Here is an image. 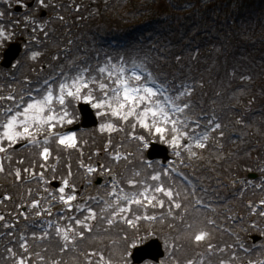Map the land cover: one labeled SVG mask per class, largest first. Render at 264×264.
<instances>
[{
	"label": "trees",
	"instance_id": "1",
	"mask_svg": "<svg viewBox=\"0 0 264 264\" xmlns=\"http://www.w3.org/2000/svg\"><path fill=\"white\" fill-rule=\"evenodd\" d=\"M50 2L56 7L50 8L53 18L45 29L49 35L45 38L40 33V42L32 48L46 52L39 63L49 68L45 71L27 56L20 76L28 85V78L37 77L34 74L58 71L61 74L69 71L75 76L77 71L88 69L91 72L89 76L100 79L104 75L99 74L98 69L109 61H102L103 57H112L114 61L123 58L128 63L135 60L160 80L169 97L182 105L189 104L185 114L194 121L189 129L200 125V130L211 132L209 144L198 150L197 158H191L185 151L177 158L176 165L205 188L202 196L217 194L216 211L196 206L188 182L171 170L164 176L166 167L159 165L158 161H147L144 142L131 139L129 135L133 131L134 120L124 123L113 117L107 118L113 120L118 128H123V131L114 133H101L98 128L80 131L78 139L83 155L77 150L57 148L54 141L50 143L53 150L51 161L54 163L55 157L59 156L56 171L51 170L52 176L62 181L67 177L70 165L73 173L71 183H83L80 161L88 163L98 159L105 169L116 173L121 185L129 190L133 189L127 183L129 179L136 180L138 185L139 181H144L155 186L158 182H153L150 177L159 171L160 182L166 188H172L174 193H180L174 199L182 207L172 208V216H168L169 201L159 194V198L165 200V207L154 208L153 213L165 219L163 223L159 219L151 224L141 222L140 226L146 224L147 233L134 231L123 221L111 227L107 223L97 224L101 245L107 241L101 249L105 253L111 252L116 259L135 239L149 234L159 237L165 245L168 255L163 264H187L189 260L193 264H213V260L215 264H224L219 253L223 247L230 249V255L233 250L241 254L251 264L261 260L262 242L253 244L250 232L260 216L254 208L264 197V0ZM76 5L80 6L79 11L75 10ZM57 16H63L64 20L57 19ZM22 81L18 80L16 85H21ZM188 90H191V96L186 94L177 99L181 92ZM72 104L75 108V102ZM209 120L220 123L221 128L212 132L214 124L209 125ZM102 122L106 120L102 119ZM134 131L135 135L144 136L146 143L151 141L150 135L140 126ZM109 140L111 144L105 150ZM12 152V163L7 157L3 158L5 171L0 173V200L6 195L11 197L0 203L1 213L11 217L9 222L0 221V264H11L15 259L7 251L9 248L19 255L20 236L25 230L38 232L34 229L35 216L30 214L23 220L21 213L23 206L29 207L44 193L41 180L23 171L25 168L31 171L33 167L36 173L41 170L43 161L39 158V149L29 146L12 149ZM116 153L121 157L127 156V159L115 162L113 156ZM20 160L24 163H18ZM148 163L152 168L147 167ZM53 166L51 164L50 169ZM17 168L22 172L19 181L15 177ZM134 172H139L140 176H134ZM250 172H259V178L248 180L247 185L240 183L239 180ZM249 200L251 205H248ZM100 208L101 205L94 206L97 212ZM134 211L138 212L135 208ZM210 220L214 223H209ZM5 223L11 227H4ZM200 229L210 231L205 244L194 241ZM53 234L42 242H49L52 247L48 246L44 251V247L36 246L34 256L39 253L44 257L43 261L57 257L55 254L60 242ZM238 241L248 252L237 245ZM210 244L217 248L214 249L217 252L213 260L207 257L209 251H213L207 248ZM202 256L207 258L201 261ZM37 261L40 263L39 259ZM233 262L237 264V261Z\"/></svg>",
	"mask_w": 264,
	"mask_h": 264
},
{
	"label": "snow or ice",
	"instance_id": "2",
	"mask_svg": "<svg viewBox=\"0 0 264 264\" xmlns=\"http://www.w3.org/2000/svg\"><path fill=\"white\" fill-rule=\"evenodd\" d=\"M19 6L28 8L31 7L34 13H39L41 10L47 11L50 8H55L56 6L51 4L50 0H33L31 5L27 3L21 4V0H17ZM8 7L11 8V4H8ZM80 6L76 5V11H79ZM5 16V12L0 11V18ZM57 19L63 21V16H57ZM24 20L27 23H31L34 26L32 27V39L39 43L36 33L39 31L43 33L44 37L47 38L49 33L45 30L47 28L48 21L43 23H37L38 17L28 16L24 17ZM14 24H19L20 21H14ZM14 34L7 32V29L4 24H0V44L4 41H7L12 38ZM42 56L40 51H31L28 59L31 61L38 60ZM19 61L12 67H17ZM115 69V70H113ZM88 72V69L77 73L75 76L69 77L58 83L57 88L54 90L52 85L46 80L44 83L47 85L45 91L40 95V98H32L31 93H29V99L25 101L23 95L19 96V103L16 104L15 109L8 107L0 109V115H3L4 119L0 120V153H7L8 149L17 144L18 141H26L28 145L39 149V158L44 163L40 164L41 169L40 173H36L33 169L25 168L24 172L30 173L32 176H39V179L44 183H49L45 180V171H47V161L50 157L53 156L52 149L50 148V143L55 142L57 148H63L64 150H77L81 152L82 150L79 147L77 134L72 131H59L58 129H63L65 125H72L74 123V113L69 111V106L73 102H84L90 104L93 109L96 110V115L101 119H105L106 122L99 125V131L101 133L108 132L114 133L117 131H123V128H118L114 123L111 122L110 117L116 118L124 123H128L130 118L134 119L136 123L132 124L133 131L129 134L131 139L144 142V147L147 148L148 144L145 142L144 136L135 135V128L137 124L149 134L156 133L160 136L161 139L165 138L166 133H171L170 144L174 149H177L176 156L179 157L181 152L179 149L183 147L190 155L195 156L196 153L192 151V145L188 143L181 144V139L184 137L193 138L195 147L198 149H204L206 144L204 142L209 140V135L205 132L202 136L192 137L191 134L186 130V127L182 129V121L172 118V112L183 113L185 109L189 107L188 103H184L183 107L176 105L175 103L169 101L171 104V111L168 107L162 104L156 97L158 92L156 89L149 87L145 84H142V76L137 72L136 68L133 67L130 73L126 72L124 67L116 68L115 65L110 69L107 65L99 67V74H106L107 81H111L112 86L110 87L109 83L105 80L98 79L97 77L85 76V73ZM151 76V73H149ZM135 82V83H134ZM97 92L100 95H97ZM191 96V90H188L186 93L181 92L177 99H180L184 95ZM11 101L16 102L17 97L14 94H9L7 96L0 95V101ZM57 105L59 106L57 108ZM209 125L214 126L211 128L212 132H216L221 128L220 123H214L213 120L208 121ZM170 126V127H169ZM220 135L223 136V132H220ZM41 137L42 140H41ZM7 145V147L5 146ZM111 144V140L105 145V150ZM99 153H96L98 155ZM127 159V156L121 157L119 153H116L113 156L115 162H119L121 159ZM11 160V157H7ZM56 161H59V156L55 157ZM182 162V161H181ZM18 163L23 164L24 161L20 160ZM35 165V162H33ZM80 168H84L87 173L96 172V168L91 165H85L81 160L79 164ZM148 168H152V164L148 163ZM53 172L56 171L55 165L51 169ZM175 171V169L169 168L163 169V175L167 176L169 171ZM5 171V167L2 161H0V173ZM111 173V169H106ZM73 173L71 171V166L68 165L67 177L63 179L62 186H60L57 191L59 195H54L49 193L51 201L59 202L66 206L67 209H73V202L77 200V195L75 193V185L71 183V177ZM134 176H140L139 172H134ZM15 177L19 181L21 177V170L17 168L15 170ZM150 179L153 182H158L155 186L148 185L144 181H139L140 184H143V190L132 193H125L123 189L118 193L116 191L117 181L113 178V187L112 192L109 195H114L116 197L114 202L105 201L106 207L100 209V213H105L108 209H112L110 215L106 219L108 226H113L118 221H123L129 228L132 230H138L141 222L155 223L158 219L161 223L164 222V217H157L155 215H148L147 210L149 208H161L165 207V200L158 198L156 194H162L163 197H166L169 201V211L168 216H172V208L180 209L182 207L181 203L176 202L174 196H179L180 193H174L172 188H166L164 183L161 181V172L156 171L155 174L151 175ZM129 185L136 186L137 181L129 179L127 181ZM66 189L70 190L71 194H66ZM47 192V189H45ZM29 195H31V190H29ZM11 197L4 196L3 200H9ZM44 199H47L45 197ZM94 199V198H93ZM0 200V203L3 202ZM124 203H121V202ZM264 206V200L260 202ZM133 206L136 208L144 209L143 214H137ZM30 207L32 209H39L36 212L37 216L47 213L52 215L51 212V202L49 207L41 208L40 200H33ZM76 211H87V215L83 219L69 217L70 220L74 221L75 225L80 226V229L77 230L69 224L67 227H56V234L61 236L65 244L61 247V251H66L69 247V243H74L77 238L83 240L85 237V232L91 233L93 230V225L91 221H96L98 219V213L91 207L85 209L84 205H76ZM255 211V210H254ZM24 215V213H21ZM260 216H264V211L259 212ZM103 219L101 215L99 217ZM27 219V216H25ZM5 217L0 215V221H4ZM209 223H212L210 220ZM51 226V224H50ZM171 227V225H169ZM4 227H11L8 224H5ZM71 234V239H70ZM48 233L45 232L40 239L47 238ZM207 237V233L200 231L194 236V241L200 243L204 241ZM36 238V237H34ZM23 242L20 244V248L25 253L24 256H19L14 260V264H28L30 257L27 255L29 252V246L26 239L21 237ZM127 240V237L124 238ZM167 243V242H166ZM135 245L133 244V247ZM209 248H212V245H209ZM7 251L11 254L12 257H17V253L13 249L9 248ZM39 260L43 261L44 257L40 256L39 253L35 254ZM92 257H96L95 260ZM86 264H114L113 260L108 257L106 258L103 252H89L85 255ZM122 261L126 264V254L122 256ZM53 264H59V262H53ZM187 264H193V261H187ZM264 264V262H261Z\"/></svg>",
	"mask_w": 264,
	"mask_h": 264
},
{
	"label": "rangeland",
	"instance_id": "3",
	"mask_svg": "<svg viewBox=\"0 0 264 264\" xmlns=\"http://www.w3.org/2000/svg\"><path fill=\"white\" fill-rule=\"evenodd\" d=\"M5 2V0H0V3H1V5H0V10L1 9H6V7L4 8V6H3V3ZM8 13L9 12H5V16L3 17V18H0V24H4V25H10V24H13V22L11 21V18L10 17H7V15H8ZM18 16V14H14V17L16 18ZM8 21V22H7ZM2 22V23H1ZM21 24H18L17 26H20ZM12 26H14V25H12ZM17 26H14V27H17ZM7 32H11L12 33V29H11V26H10V31H9V29H7ZM11 39H13V36H12V38ZM11 39H9V40H11ZM9 40H7V41H4L2 44H0V51L2 50V48H5V45L9 42ZM43 55V54H42ZM97 57V56H96ZM98 58V57H97ZM107 59H109V61H107V62H104L103 64H102V66L101 67H103V66H105V65H107L110 69H112V66L113 65H115L116 66V68H119V67H124L125 69H126V72H128V73H130V71H131V69L133 68V67H135L136 68V70H137V72L142 76V81H141V83L142 84H145V85H147V86H149V87H152V88H154V89H156L157 90V92H158V96L156 97V99H158L162 104H164V105H166L167 107H168V109H169V111H171V104H169V101H171V102H173V103H175L176 105H179L180 107H183V105L182 104H180L179 102H176V101H174L173 99H169L168 98V96L167 95H165L164 94V92L163 91H165V88H157V83H158V78L157 77H155V76H149V73L147 72V69L144 67V66H142L140 63H138L137 61H135V60H133L132 62H130V63H127V62H125V61H122L120 58L118 59V61H114L113 59H112V57H103L101 60L102 61H106ZM84 62H85V59L83 60ZM113 70H115V69H113ZM80 71H78V73H79ZM89 74H91V72H87V74L85 75L86 77H88L89 76ZM104 76L103 77H101L100 79H102V80H105L106 82H108L109 83V85H110V87L112 86V84H111V81H107V77H106V74H103ZM91 77H94V76H91ZM67 78H69V76L68 75H66L64 78H62V80L61 81H63V80H65V79H67ZM47 81H48V83L49 84H51L52 85V87H53V89L55 90L56 88H57V86H58V84L57 85H54L53 83H57V81H53L52 80V78L51 77H48L47 79H46ZM45 80V81H46ZM60 81V82H61ZM135 83V82H134ZM0 95H1V93H0ZM97 95H100V93L99 92H97ZM40 98V97H39ZM36 99H38V98H36ZM76 103V102H75ZM78 103V102H77ZM72 106H74L73 104H71L70 106H69V111H71V112H73L74 113V121L77 119V111L76 110H74V108L72 107ZM59 106L57 105V108H58ZM172 118L173 119H177V120H179V121H182L183 122V124L181 125V127H182V129H184L185 127H186V130L191 134V136L192 137H197V136H202L205 132H207L208 133V135H209V137H210V135H211V132H210V130H200V125L199 126H196V127H191V129H189V127H190V125L191 124H193L192 123V121L191 120H189L188 118H187V116H186V114H185V111L183 112V113H175V112H172ZM130 120H134V119H132V118H130ZM112 123H114L116 126H117V124L112 120L111 121ZM134 123H136V121L134 120L133 121ZM139 125L137 124V126L136 127H138ZM170 127V126H169ZM199 127V128H198ZM61 130V129H60ZM144 130V129H143ZM2 131V130H1ZM145 132H147L146 130H144ZM147 134L148 135H150V140L151 141H154V142H159V143H162V144H166V145H168L169 146V150H168V158H169V156L171 155V153H176V151H177V149H174L172 146H171V144L169 143L170 142V140H171V133H166V135H165V138L164 139H161L160 138V136L158 135V134H156V133H154V131H153V133H151V134H149L148 132H147ZM23 140H21V141H18L17 142V144H19V143H21ZM209 141V140H208ZM208 141H206V142H204L206 145L207 144H209L208 143ZM184 143H188V144H191L192 145V151L193 152H195L196 153V155L195 156H192V155H190L189 154V156L191 157V158H193V159H195V158H197L198 157V148H196L195 147V143H194V139L193 138H187V137H184V138H182L181 139V144L183 145ZM5 146L7 147V145L5 144ZM149 146V145H148ZM12 148V147H11ZM11 148H9L8 149V151H10L11 150ZM179 151L181 152V155L180 156H182V154L186 151L183 147H181L180 149H179ZM8 153L9 152H7V153H0V161H2V162H4V160H3V157L4 156H7L8 155ZM161 153V151H159L157 154H160ZM179 156V157H180ZM179 157H177L176 156V154H174V159L171 161V162H169L168 163V165H166L165 167L166 168H169V166H171V169H175V172L176 173H178L180 176H182V177H184V179L186 180V181H188L189 183H190V185H194L195 184V180L192 178V177H187L186 176V174H184V172H182L181 170H180V168H179V166L178 165H176L177 164V158H179ZM10 163H12V162H10ZM4 164V163H3ZM159 165H161L160 164V162H159ZM174 172V171H173ZM112 173V172H111ZM110 173V174H111ZM255 173H257V174H259V172H255ZM21 174H22V172H21ZM105 173H99V175H101V177L104 175ZM111 175H115V174H111ZM95 176H96V174L93 176V178H95ZM113 178H115V180L117 181V184H116V188L118 187V186H120L121 184H120V181H119V178L118 177H113ZM112 178V179H113ZM244 178V179H243ZM242 179H243V181H244V183H245V185H247L248 184V179L247 178H249L248 177V175L246 176V177H243ZM259 178V177H258ZM46 179H48V178H46ZM45 179V180H46ZM242 179H241V182H242ZM251 179H255V178H251ZM48 181V180H47ZM91 182H93V179L91 180ZM149 182H147L146 184H148ZM120 184V185H119ZM111 185L113 186V180L111 181ZM150 185V184H149ZM133 186V185H132ZM143 186L144 185H141V184H137L136 186H133V189L132 190H128V189H123L122 187V189L124 190V192L125 193H132V192H138V191H142L143 190ZM245 191V189H243V192ZM54 195H59V193H58V191H55L54 190ZM118 193L120 192V190L119 191H117ZM58 193V194H57ZM157 196H158V198L160 197L159 196V194H156ZM262 200H264V197H263V199ZM261 200V201H262ZM108 201V200H107ZM248 201V200H247ZM50 202H51V212H52V201L51 200H49V202L47 203V206L49 207V204H50ZM108 202H112L111 200L110 201H108ZM260 202V201H259ZM121 203H124L123 201L121 202ZM248 205H251L250 204V200H249V202H248ZM47 208V207H46ZM136 209L138 212H136L137 214H140L139 213V210H142V213L141 214H143V212H144V209H142V208H136V206H133V209ZM153 209L154 208H149L148 210H147V214L148 215H154V213H153ZM255 211H257V212H260V211H264V206H262L261 204H259V205H257L255 208ZM26 210H27V208H26ZM109 210V209H108ZM32 212H33V210H31ZM150 211H152V212H150ZM34 213V212H33ZM45 213H43L42 215H44ZM0 215H3L2 213H1V210H0ZM48 215V214H47ZM103 216L104 218L103 219H100L99 217L100 216ZM108 215H110L109 214V211H107L106 213H103V214H101L100 212H99V214H98V219L96 220L97 222L98 221H100V220H106L107 219V217H108ZM4 216V215H3ZM5 217V216H4ZM232 217H234V216H232ZM11 219V217H9V216H6L5 217V220H4V222H9V220ZM45 220V219H44ZM18 221H19V219H18ZM95 221H91L90 223L91 224H93ZM54 223H55V220H54ZM5 224H7V223H5ZM59 224V226L60 227H62L61 225H60V223L58 222L57 224L55 223V225H58ZM9 225V224H8ZM69 224H64V226L65 227H67ZM41 227H42V224L40 225ZM74 228H76L77 230H78V227H76V226H74V225H72ZM255 228L250 232V234L251 235H253V234H262V259L261 260H259V261H257L256 263H254V264H261V262H264V216H259V219H257V220H255ZM57 227V226H56ZM45 229H46V227H45ZM138 230H140L141 231V234H144L145 232L147 233V231H146V224L145 223H142V226H139V229ZM200 231H204V232H206L207 233V237H206V239H208V237H209V235H210V231L208 230H203V229H200L199 230V232ZM45 232H47L48 234H50V235H48L47 236V238H45V239H42V242H45L47 239H49L50 237H51V235L53 236L54 234H53V232H50V231H46L45 230ZM100 232V229H98V228H95L94 226H93V230H92V232L91 233H88V232H85V237L86 238H84L83 240H81V239H79V238H77V240L79 239L80 240V243L77 245V246H74V244H75V242L74 243H69V249L70 248H72L70 251H67V252H65V251H61L60 249H61V247H62V244L64 245L65 244V241H63V239L61 238V236H59V235H56L59 239H57L56 238V240L57 241H59L60 242V244H59V246H58V248L56 249V256L58 257V259L57 260H53V259H48V258H46L45 259V261H41L40 260V263L39 262H37L38 264H50L51 262V264H53V262L55 261V262H59V264H86V261H85V255L87 254V253H89V252H92V251H95V252H103L104 254H105V256H106V258H108V257H110L112 260H113V262H114V264H125V262L124 261H122V256L124 255V254H126V264H130V260H129V256H130V251H131V249H132V247H133V244L134 245H137V244H139L140 242H141V240L142 239H148V238H150L151 236L149 235V234H146V235H144V236H142V237H138L137 239H135L134 240V243L133 244H131V246H128L127 248H125V252H124V254H121V253H119V255H118V257L115 259L114 257H113V255H112V253L111 252H106L105 253V251H103L101 248H103V246L105 245V244H107V241L105 240L104 241V243H103V245H101V241H100V239L101 238H98V236H97V234ZM151 235H152V233H151ZM70 239H71V234H70ZM206 239L204 240V241H202L201 243H198V244H205V242H206ZM88 240H91V242L89 243L88 242ZM20 241V240H19ZM62 241V242H61ZM21 242V241H20ZM28 242V246H29V252L27 253V255L30 257V259H29V261H28V264H36V262H34V260H36L37 261V257L36 256H34V253H33V251H34V249H35V247H36V245L34 244L33 245V247H30V241L28 240L27 241ZM43 244H45V243H43ZM43 244H41L40 245V247H43ZM239 244H241V245H239ZM210 245H212V248L210 249L209 248V245H208V249H210V250H213V251H209V254H208V256L207 257H209V258H211V260H213V255L217 252V250H214V249H217V248H215V244H210ZM231 245V244H230ZM237 245L238 246H240L242 249H244V250H246V248H245V246L241 243V242H237ZM257 245V244H256ZM48 246H51L52 247V244H50L49 242H46V244H45V247L43 248L44 249V251L47 249V247ZM78 247H79V249H78ZM84 247V248H83ZM21 250V251H20ZM18 251H20V253H19V255H17V257H15V259L16 258H18L19 256H24L25 255V253L23 252V250L20 248V245H19V248H18ZM247 251V250H246ZM233 252V254L232 255H230V249L228 250L226 247H223V248H221V249H219V253L221 254V258L223 259V262H225L224 264H234V262H233V260H235V261H237V264H251L249 261H246V259L241 255V254H238L237 252H234V250L232 251ZM248 252V251H247ZM207 257H205V256H202L201 257V261H204ZM14 259V260H15ZM92 259L93 260H95L96 259V257H92ZM240 259H241V261H240ZM247 259H249V258H247ZM14 260H11V264H14ZM213 262V264H215V262H214V260L212 261ZM145 264H153V263H145Z\"/></svg>",
	"mask_w": 264,
	"mask_h": 264
},
{
	"label": "water",
	"instance_id": "4",
	"mask_svg": "<svg viewBox=\"0 0 264 264\" xmlns=\"http://www.w3.org/2000/svg\"><path fill=\"white\" fill-rule=\"evenodd\" d=\"M19 50H20V46H18L17 44H12L5 53V61L3 63H6V61L8 60V63H10L8 65L10 66L12 61L18 55ZM79 110L82 114V118H83L82 122L72 127V130H78L81 127L84 128L94 127L99 124V119L90 104H86L84 102L80 103ZM159 151H161V153L157 154ZM147 155L150 159L163 158L164 161L166 162L168 159V148L165 145L153 142L151 143ZM250 177H256V174H250ZM58 184H59L58 182L53 183V185L55 186H58ZM164 256H165V251L163 248V244L159 238H153L150 241H148L146 244L136 247L133 250V254H132L135 263H141L146 259H152L155 262H159L160 259Z\"/></svg>",
	"mask_w": 264,
	"mask_h": 264
},
{
	"label": "flooded vegetation",
	"instance_id": "5",
	"mask_svg": "<svg viewBox=\"0 0 264 264\" xmlns=\"http://www.w3.org/2000/svg\"><path fill=\"white\" fill-rule=\"evenodd\" d=\"M23 3H27V4L31 5L33 3V0H21V4H23ZM8 4H11V8L8 7ZM0 5H1V3H0ZM3 6H4V8L6 7V9H1L0 11L9 12L10 9H13V12H18L20 15H22L23 18L26 15L37 16V14H38V13H34L32 11L31 7L25 8V7L19 6L17 4V0H5V2L3 3ZM42 11L43 10H41L39 12V14ZM37 23H39L38 20H37ZM30 25H33V24L30 23ZM94 188H95L94 186H88L89 190H92ZM75 193L77 195V200L75 202H73V209L72 210L67 209L68 213H72V216L80 215V214H86V210L83 211V213H82L81 211H76L75 208H76V205H84L85 209L90 206V204H88V200L90 199L89 191L88 190L85 191L84 187H82V188H76L75 187ZM66 194H71L70 190L66 189ZM94 197L97 198V196H94ZM146 263H149V262H146ZM130 264H132V260H130Z\"/></svg>",
	"mask_w": 264,
	"mask_h": 264
}]
</instances>
